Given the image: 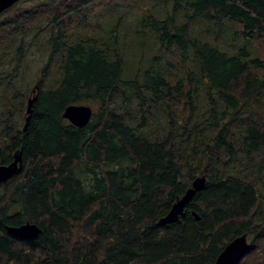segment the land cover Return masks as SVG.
<instances>
[{"label":"trees","instance_id":"trees-1","mask_svg":"<svg viewBox=\"0 0 264 264\" xmlns=\"http://www.w3.org/2000/svg\"><path fill=\"white\" fill-rule=\"evenodd\" d=\"M32 45L46 55L23 130ZM19 150L0 264H213L241 235L237 264H264V0L18 1L0 14V165ZM25 223L36 240L5 230Z\"/></svg>","mask_w":264,"mask_h":264},{"label":"water","instance_id":"water-1","mask_svg":"<svg viewBox=\"0 0 264 264\" xmlns=\"http://www.w3.org/2000/svg\"><path fill=\"white\" fill-rule=\"evenodd\" d=\"M18 1L20 0H0V14ZM36 90L37 85L32 89V95L27 100L25 109L26 119L23 130L26 129L28 119L31 115V108L37 98L35 94ZM92 113V108L88 105H68L62 113V118L68 121L72 126L82 128L89 123ZM21 170L22 160L21 151L19 150L13 154V159L9 164L0 165V183L17 175ZM204 185L205 178L203 176L196 177L193 180L191 187L186 190L184 195L172 205L165 216L158 220V224L166 225L177 221L179 217H184L185 207L190 203L194 195L204 188ZM192 215L198 219L195 213L192 212ZM5 230L8 235L24 241L36 240L41 233V229L33 223H25L20 226H6ZM250 247L246 235L238 236L224 246L213 264H237L247 254Z\"/></svg>","mask_w":264,"mask_h":264},{"label":"rangeland","instance_id":"rangeland-1","mask_svg":"<svg viewBox=\"0 0 264 264\" xmlns=\"http://www.w3.org/2000/svg\"><path fill=\"white\" fill-rule=\"evenodd\" d=\"M43 41V39L41 40ZM40 41V43H41ZM45 47L31 46L27 57L22 64L19 76L15 82L21 92L26 90L30 91L35 84L37 79L38 69L41 67L45 60ZM250 242V239H247Z\"/></svg>","mask_w":264,"mask_h":264}]
</instances>
